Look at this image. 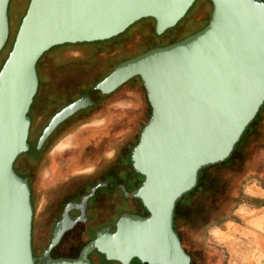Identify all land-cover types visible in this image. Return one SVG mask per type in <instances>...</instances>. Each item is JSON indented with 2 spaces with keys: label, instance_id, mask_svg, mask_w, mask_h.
Instances as JSON below:
<instances>
[{
  "label": "water",
  "instance_id": "95a60500",
  "mask_svg": "<svg viewBox=\"0 0 264 264\" xmlns=\"http://www.w3.org/2000/svg\"><path fill=\"white\" fill-rule=\"evenodd\" d=\"M9 1L0 0V50L9 33ZM194 1L29 0L0 68V264H34L30 192L13 164L28 149L38 59L55 45L109 39L142 18H153L154 31L161 34ZM209 1L212 11L203 28L119 63L58 111L39 138L38 147L77 110L134 76L141 79L151 114L131 151L132 166L143 176L132 196L148 215H123L114 233L97 235L94 243L107 259L189 264L173 229L175 203L195 187L201 168L230 156L264 104V2ZM92 246L77 259L43 264H91L83 255Z\"/></svg>",
  "mask_w": 264,
  "mask_h": 264
},
{
  "label": "rangeland",
  "instance_id": "374dc122",
  "mask_svg": "<svg viewBox=\"0 0 264 264\" xmlns=\"http://www.w3.org/2000/svg\"><path fill=\"white\" fill-rule=\"evenodd\" d=\"M28 3L29 0L9 1V33L5 45L0 50V67L13 44ZM211 11L209 0H195L185 15L161 34H155L153 19L144 18L131 24L114 39L103 42L99 40L64 43L51 47L40 57L44 59L40 64L44 66L39 69L43 84L42 100L45 103L51 100L54 102L55 98L63 95L67 99L73 98L82 89H89L88 93L93 87L90 89L87 86L103 75L110 63L116 64L154 45H167L198 31L207 22ZM144 96L145 90L142 84H139L137 91L125 94L115 108L121 111L127 109L124 107L130 103L129 100L138 101L137 108L138 110L142 108L143 112L140 111L141 114L137 112L139 124L137 133L150 111ZM40 124L39 118L34 117L33 132L31 131L28 140L31 151L34 150L33 143L37 140L36 132L39 131ZM123 124L120 123L122 126ZM122 126L112 129L111 134H121L124 131ZM103 128L86 129H94L98 132ZM110 129L107 128L106 132ZM79 133L81 132L78 131L76 134ZM84 140L83 144L89 142L90 137ZM69 144H71L70 137L66 136L55 145L54 149L50 147L47 156L43 155L46 158L40 165L38 173L41 170V174L46 175L48 166L54 163V158H60L61 161L63 157L65 162L67 157L65 152L69 149L67 148ZM26 159H29L33 169L38 166L30 160V155L24 152L16 160L18 170L27 166ZM200 175H202L200 184L177 204L176 218L173 221V229L190 257L189 264L258 263L257 253L252 255L250 252L249 256L251 247L247 244V237L243 236L245 235L243 227L244 219L250 213L248 206L258 204L260 199L250 196L249 192H261L264 189V112L260 110L230 159L204 168ZM49 238L50 235H36L34 253L40 254L49 243ZM106 262L107 258L101 264Z\"/></svg>",
  "mask_w": 264,
  "mask_h": 264
},
{
  "label": "flooded vegetation",
  "instance_id": "af4514ba",
  "mask_svg": "<svg viewBox=\"0 0 264 264\" xmlns=\"http://www.w3.org/2000/svg\"><path fill=\"white\" fill-rule=\"evenodd\" d=\"M158 46L163 45L157 44L145 51ZM40 59L36 64L37 91L28 111L30 126L27 137L28 149L25 151L30 155V160L38 165L35 168L37 170L33 169L29 159H26L28 167L18 170L16 160L19 155L13 164L17 174L26 179L30 192L31 246L34 264H43V260L50 262L77 259L91 243L93 246L88 248L83 258L91 264H101L106 256L94 243L97 235L114 233L116 224L123 215L138 217L148 215L140 201L132 196V192L142 183L143 177L132 166L131 151L138 142L143 125L150 117L151 107L145 94L144 100L150 111L146 120L142 122L139 133L136 130L139 125L137 112L140 113L142 108L138 110V101L129 100L130 103L128 102L129 104L124 107L127 109L121 111L115 109L125 94L136 92L139 84H142L139 76H134L115 90L96 99L94 103L65 118L38 147L37 140L51 118L89 90L82 89L73 98L67 99L63 95L55 98L54 102L46 100L45 103L42 100L43 84L39 74L40 67L44 66V64L40 65L44 59H41L42 61ZM124 60L116 64L110 63L108 70L87 87L94 88L95 84ZM34 117H38L41 124L39 131L36 132L37 140L33 143L34 150L31 151L28 140L31 131L33 132ZM120 123H124L123 126ZM120 126L124 127L121 134H111L112 129ZM96 127L103 129L98 132L94 129H86ZM109 127L111 129L106 132ZM78 131L81 133L76 134ZM66 136L70 137V143L73 145L69 144L67 147L69 149L65 152L67 156L65 162L63 157L61 161L60 158H54V163L48 166L46 175H42L41 170L38 173L40 165L46 158L43 155L47 156L50 147L54 149L55 145ZM87 137H90L89 142L83 144ZM58 234L61 235L59 241L49 248L52 238ZM36 235H50L49 243L40 254L34 253ZM110 263L121 264L117 260L107 259L106 264Z\"/></svg>",
  "mask_w": 264,
  "mask_h": 264
},
{
  "label": "crops",
  "instance_id": "0c3cea01",
  "mask_svg": "<svg viewBox=\"0 0 264 264\" xmlns=\"http://www.w3.org/2000/svg\"><path fill=\"white\" fill-rule=\"evenodd\" d=\"M261 111L264 112V105ZM261 192L255 191L254 193L249 192V194L264 201V189ZM248 211L250 213L244 219L243 233L245 235L243 236L247 237V244L251 247L249 253L252 252V255L258 254L259 261L256 264H264V260L262 261V258L264 259V202L249 205Z\"/></svg>",
  "mask_w": 264,
  "mask_h": 264
},
{
  "label": "trees",
  "instance_id": "16d2710c",
  "mask_svg": "<svg viewBox=\"0 0 264 264\" xmlns=\"http://www.w3.org/2000/svg\"><path fill=\"white\" fill-rule=\"evenodd\" d=\"M261 1H263L264 2V0H261ZM147 18H150V19H153V18H151V17H147ZM142 19H144V18H142ZM209 19V18H208ZM154 20V19H153ZM208 23V20H207V22H206V24ZM205 24V25H206ZM156 34V33H155ZM119 35V34H118ZM118 35H116V36H113V37H111V38H109V39H105V40H102L101 42H103V41H107V40H110V39H114V38H116ZM157 35V34H156ZM186 37V36H185ZM175 42V41H174ZM170 43H172V42H170ZM169 43V44H170ZM12 47V46H11ZM10 50H11V48H10ZM9 50V51H10ZM9 53V52H8ZM8 55V54H7ZM7 57V56H6ZM6 59V58H5ZM4 59V60H5ZM4 62V61H3ZM3 64V63H2ZM2 64H1V66H2ZM37 64V63H36ZM1 68V67H0ZM264 105V104H263ZM263 105H262V107H263ZM261 107V108H262ZM261 108L259 109V111H258V113L256 114V116H255V118L253 119V121L247 126V128L245 129V131H244V133L242 134V136L240 137V139L238 140V142L236 143V145H235V147H234V149H233V151H232V153L230 154V156L228 157V158H226L224 161H222V162H220V163H223V162H226L228 159H230L231 157H232V155H233V153L236 151V149H237V147H238V145H239V143L240 142H242V140L244 139V136L246 135V133L248 132V130H249V128H250V126H251V124L256 120V117L259 115V112H260V110H261ZM210 166V165H209ZM206 167H208V166H206ZM206 167H203V168H201L200 169V171H199V173H198V179H197V184L195 185V186H197V185H199L200 184V177L202 176V175H200L201 174V171L204 169V168H206ZM143 177V176H142ZM195 188V187H194ZM193 190V189H192ZM192 191L190 190L189 192H187V193H185L184 195H182L177 201H176V203H175V207H174V212H173V221H174V219L176 218V206H177V204L183 199V198H185V196H187V194L188 193H191ZM258 202L259 203H263L264 201L263 200H261V199H259L258 200ZM185 252H186V250H185ZM187 253V252H186Z\"/></svg>",
  "mask_w": 264,
  "mask_h": 264
}]
</instances>
